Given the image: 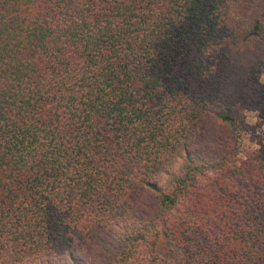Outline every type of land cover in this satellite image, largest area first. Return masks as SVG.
Here are the masks:
<instances>
[{
  "label": "trees",
  "instance_id": "16d2710c",
  "mask_svg": "<svg viewBox=\"0 0 264 264\" xmlns=\"http://www.w3.org/2000/svg\"><path fill=\"white\" fill-rule=\"evenodd\" d=\"M263 70L264 0H0V264H264Z\"/></svg>",
  "mask_w": 264,
  "mask_h": 264
},
{
  "label": "rangeland",
  "instance_id": "374dc122",
  "mask_svg": "<svg viewBox=\"0 0 264 264\" xmlns=\"http://www.w3.org/2000/svg\"><path fill=\"white\" fill-rule=\"evenodd\" d=\"M261 79L264 81V70L262 72ZM245 120L246 123L243 133L244 146L246 149H257L262 143H264V119L261 118L257 112L249 111L246 113ZM211 128L213 129V134L211 136L213 141L215 135H218L219 131L221 130L220 122L216 118L213 119ZM80 253L84 259L88 258L90 262L92 261V263L89 262L90 264H97L98 261L101 262L100 258H96V260L91 259L90 256H88L89 253L85 251ZM165 258H168V260L161 259L156 264H181V261H183L181 259L180 251L177 250L174 245L168 247Z\"/></svg>",
  "mask_w": 264,
  "mask_h": 264
}]
</instances>
